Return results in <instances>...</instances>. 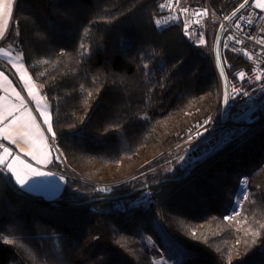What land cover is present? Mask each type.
Masks as SVG:
<instances>
[{"label":"trees","instance_id":"trees-1","mask_svg":"<svg viewBox=\"0 0 264 264\" xmlns=\"http://www.w3.org/2000/svg\"><path fill=\"white\" fill-rule=\"evenodd\" d=\"M162 1L18 0L5 42L44 88L65 159L50 167L65 183L48 205L0 171V264H154L143 238L162 242L157 214L192 252L183 264H264V121L184 177L199 158L176 157L221 121V83L182 22L158 28ZM246 1L209 0L228 18ZM245 64L229 53L226 75Z\"/></svg>","mask_w":264,"mask_h":264},{"label":"built area","instance_id":"built-area-1","mask_svg":"<svg viewBox=\"0 0 264 264\" xmlns=\"http://www.w3.org/2000/svg\"><path fill=\"white\" fill-rule=\"evenodd\" d=\"M184 2L185 0H163L159 6L156 25L163 29L182 22L189 43L209 49L221 81L222 92L224 65L228 54L238 55L246 63L227 77L229 114L225 124L210 118L184 138L183 141L195 142L192 147L187 148L184 155L190 162L191 159L206 156L215 148L223 127L225 143L264 121V0H251L245 9L231 19L216 14L209 0L202 5ZM217 23L224 28L219 59L213 42ZM152 201L149 197L148 202ZM134 204L121 199L117 206L125 209Z\"/></svg>","mask_w":264,"mask_h":264},{"label":"crops","instance_id":"crops-1","mask_svg":"<svg viewBox=\"0 0 264 264\" xmlns=\"http://www.w3.org/2000/svg\"><path fill=\"white\" fill-rule=\"evenodd\" d=\"M17 2L0 0V166L22 190L56 200L65 181L50 167L55 159H60L54 144L51 105L18 48L5 42Z\"/></svg>","mask_w":264,"mask_h":264},{"label":"rangeland","instance_id":"rangeland-1","mask_svg":"<svg viewBox=\"0 0 264 264\" xmlns=\"http://www.w3.org/2000/svg\"><path fill=\"white\" fill-rule=\"evenodd\" d=\"M202 0H185V4L190 3H201ZM216 29V26H215ZM222 88V87H221ZM221 90V94H222ZM223 101V99H221ZM192 146H187L186 148H190ZM179 155L176 157V160L184 166L188 161L186 160V156ZM152 161V160H151ZM151 161L144 164L140 169L148 166ZM173 164L164 163L159 166L155 170H162L164 172L169 171L172 168ZM154 170V169H153ZM52 201V200H51ZM155 223L160 230L161 234V243L157 241L155 236H144L143 241L147 248L153 254V262L154 264H183L185 259L192 254L190 250L183 246L181 241L175 238L168 229L164 226L162 220L160 219L159 215L155 216Z\"/></svg>","mask_w":264,"mask_h":264},{"label":"water","instance_id":"water-1","mask_svg":"<svg viewBox=\"0 0 264 264\" xmlns=\"http://www.w3.org/2000/svg\"><path fill=\"white\" fill-rule=\"evenodd\" d=\"M251 0H247L236 12H234V14L232 16H230V19L233 18L235 15H237L240 11H242L243 9H245V7L249 4ZM224 28L222 27L219 30L218 36H217V40H216V54L217 57L219 59V49H220V44H221V40H222V33H223ZM223 99V116H222V122L225 124L226 122V118L228 116L229 110H228V92H227V81L224 79V88H223V93L220 95V100ZM224 131H225V127H223L222 129V134L217 142V145L215 146V148L206 156H203L201 158H199V160L193 162L191 164V166L188 168L186 174L184 175V177L187 176L188 173H190L194 168H196L200 163L206 161L207 159L211 158L212 156H214L222 147H225L227 144H224ZM61 152V151H60ZM62 154V153H61ZM63 155V154H62ZM153 161V160H152ZM151 161V162H152ZM0 171L5 175L6 179L8 180L9 184L12 186V188L19 194L22 195H26V192L24 190H22L21 188H19L12 180L11 177L9 175V172L2 166H0ZM167 181V179H163L160 181H155V182H151V183H147L144 184L140 190H146L148 188H151L155 185H158L160 183H163ZM130 194H128L129 196ZM121 195H116L114 196V198H121ZM103 198H95V199H89L87 201H83L85 202H92V201H97V200H102ZM48 205H58L61 204L60 202H56V201H42Z\"/></svg>","mask_w":264,"mask_h":264},{"label":"bare ground","instance_id":"bare-ground-1","mask_svg":"<svg viewBox=\"0 0 264 264\" xmlns=\"http://www.w3.org/2000/svg\"><path fill=\"white\" fill-rule=\"evenodd\" d=\"M247 7V6H246ZM245 7V8H246ZM218 36V35H217ZM217 40V39H216ZM213 42H214V40H213ZM221 42H222V40H221ZM214 45H215V54H216V41L214 42ZM220 47H221V44H220ZM219 52H220V49H219ZM216 56H217V54H216ZM218 58V57H217ZM2 66L5 68V69H7L8 70V67L5 65V64H3L2 63ZM224 72H225V69H224ZM227 75H226V73H225V75H223V85H224V79L227 81ZM220 83H221V81H220ZM229 114V113H228ZM223 116V115H222ZM211 118H212V120L213 121H215V119H214V115L213 116H211ZM210 119H208V121H209ZM215 122H222V119H221V121H215ZM215 129H217V128H215ZM214 131H217V130H214ZM220 138V137H219ZM54 144H55V142H54ZM55 146H56V144H55ZM57 147V146H56ZM57 150H58V153H59V156H60V159L63 161V162H65V159H64V156L61 154L62 152H60V150H59V148L57 147ZM201 158V157H200Z\"/></svg>","mask_w":264,"mask_h":264}]
</instances>
